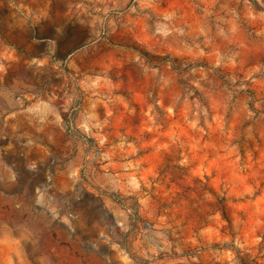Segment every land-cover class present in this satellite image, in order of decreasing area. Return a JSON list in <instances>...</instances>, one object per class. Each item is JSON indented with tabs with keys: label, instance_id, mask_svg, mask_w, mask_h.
Instances as JSON below:
<instances>
[{
	"label": "rangeland",
	"instance_id": "374dc122",
	"mask_svg": "<svg viewBox=\"0 0 264 264\" xmlns=\"http://www.w3.org/2000/svg\"><path fill=\"white\" fill-rule=\"evenodd\" d=\"M0 264H264V0H0Z\"/></svg>",
	"mask_w": 264,
	"mask_h": 264
}]
</instances>
